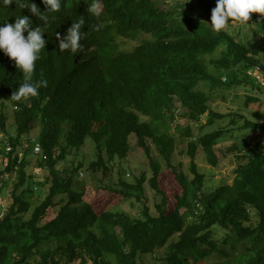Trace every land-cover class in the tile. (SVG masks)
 I'll return each mask as SVG.
<instances>
[{
  "label": "trees",
  "instance_id": "16d2710c",
  "mask_svg": "<svg viewBox=\"0 0 264 264\" xmlns=\"http://www.w3.org/2000/svg\"><path fill=\"white\" fill-rule=\"evenodd\" d=\"M33 2L46 10L42 0ZM92 2L62 0L61 10L49 14L50 24L43 28L46 45L32 76L33 83L46 81L37 95L12 99L23 76L14 60L0 50V147L8 138L12 153L17 145L24 148L21 160L12 155L6 166L2 164L5 173L17 171L19 180L11 196L0 200V264H138L140 257L162 247L166 248L159 259L167 264H196L213 254L221 259L211 264H264V136L254 144L218 146L233 129L263 133L264 122L216 110L210 105L212 94L202 86L262 90L251 74L257 66L264 74L262 46L253 50L228 29L211 31L216 0H179L174 8L164 0H95L99 15L89 14L87 5ZM20 15L29 16L32 27L42 24L15 0L0 5V24L13 23ZM253 16L259 18L264 32V13ZM78 19L84 22L81 51L60 52L56 33L63 37ZM141 34L149 37L128 44V39ZM219 48L221 55L209 60ZM251 102L261 100L248 94L246 104ZM180 114L198 124L197 134L190 122L176 124L178 135L171 131V122ZM229 114L231 126L200 132ZM37 122L38 137L29 136ZM10 123L15 125L12 130ZM132 134L150 158L152 175L142 172L135 182L122 177L115 189L141 201L148 181L159 197L155 211L145 204L135 216L118 210L99 213L76 181V169L83 161L72 173L60 164H72L77 157L70 155L72 150L90 136L96 158L89 167L108 175L111 163L129 156L135 143ZM178 136L189 139L192 176L173 161ZM36 142L41 146L38 154ZM152 146L181 187L173 207L161 186V162L154 158ZM201 151L213 167L234 153L232 182L222 179L216 187L206 188L207 174L197 161ZM30 155L36 157L34 164ZM67 157L70 160L65 162ZM32 167L49 173L39 177L28 172ZM29 180L38 183L41 194L32 210L28 193L38 187L19 190ZM58 195L63 199L49 218ZM216 227L228 231L220 242L213 238Z\"/></svg>",
  "mask_w": 264,
  "mask_h": 264
},
{
  "label": "rangeland",
  "instance_id": "374dc122",
  "mask_svg": "<svg viewBox=\"0 0 264 264\" xmlns=\"http://www.w3.org/2000/svg\"><path fill=\"white\" fill-rule=\"evenodd\" d=\"M179 0H164L165 5H169L170 8H174ZM183 1V0H180ZM252 13V18L249 19L247 24H229L227 29L241 42L247 43L253 50L258 46H262L260 50V59L264 61V32L261 30V22L259 18H254ZM258 15V14H257ZM259 16V15H258ZM149 37V34H141L138 37L133 39H128V44L131 45L138 43L142 38ZM224 48V46L222 47ZM222 48H219L217 52L208 57L210 60L211 57H219L221 55ZM212 69H215L214 65H209ZM259 66L255 68V71L251 72L253 76L260 82L263 86L262 90H258L256 88H247L245 86H234L232 88H214L211 89L210 84L202 85L204 90L208 91L212 94L211 98V107L216 110L224 113H238L243 114L249 118L255 119L260 122H264V74L262 71L258 69ZM260 68V67H259ZM261 74V75H259ZM263 75V76H262ZM225 77V76H224ZM248 94H252L254 96H258L261 102H251L246 104ZM8 111H12V107L9 106L7 108ZM12 113V112H9ZM231 115L217 120L213 126L204 128L200 132H204L205 130L217 128L219 126H231L230 120ZM207 120V115L205 114L201 118V122L205 123ZM190 122V124H194L192 121H187V119L181 114L178 115V118L171 122V131L178 135L179 130L176 127V124L186 125ZM243 119H240L239 124H242ZM236 126V125H232ZM15 125L13 123L9 124L10 130L14 129ZM194 131L197 134L199 131L198 124H194ZM40 124L37 122L34 127L31 129L30 135L33 137H38L40 133ZM199 132V133H200ZM264 132L260 133V131L247 129V130H239L233 129L228 135H226L219 143L218 146L221 148H226L230 146L234 142L245 144L249 142L250 144L256 143L264 139ZM262 138V139H261ZM137 137L132 134L131 140L135 141L133 144V149L129 152V156L125 159H116L112 164V169L110 170L108 175L103 173V169L94 171L89 167L91 161L96 158L95 154V141L92 137H87L84 145H82L79 149H73L70 155L77 156L72 164L61 163V168H68L71 173L75 166L79 165V161H83V166L79 169H76V181L78 185L80 184L85 188L84 198L94 205L97 212L101 213L105 210H115V211H124L129 213L132 216L138 215L145 204H148L152 211H155V203L159 199L158 195L150 185V183L146 182V195L141 200L138 201L134 198H126L122 193L116 191L115 187L119 186L120 178L124 177L129 182L136 181V177L139 176L142 172H146L148 177L152 175L151 169V161L150 158L145 154L144 149L139 147L136 144ZM189 139L177 137L176 140V149L173 154V161L178 165H181L178 168L186 171L190 176H192V172L190 169L191 157L189 156L188 150ZM153 156L156 159H159L161 162V172H160V183L162 188L165 190L168 200L169 207H173L176 203L175 194L181 191V187L177 182V179L173 173V171L167 166V164L163 161L162 156L158 153L157 149L152 146ZM224 154V153H223ZM69 155V156H70ZM68 156V157H69ZM206 154L204 152H200L197 154V161L200 164V169L205 170V174H207V185L206 188H214L222 179H227V181L232 182L233 180V168L235 166V154L230 153L227 156H224L222 161L217 167H213L208 164L206 158ZM68 157L65 159V162H68L70 159ZM31 164L35 163L36 157L30 155ZM37 168V167H36ZM3 165L0 162V174L6 176V179L0 175V200L3 201L11 196L12 191L16 187V183L19 180V173L17 171L4 172ZM126 171V173H124ZM28 172H35L37 175L43 176L49 173L45 168L38 167L37 171L33 167ZM32 173V174H33ZM5 183V184H4ZM4 184V185H3ZM38 187L35 188L34 192H29L28 195L30 197L31 202V210L40 202L39 194V186L35 180H29L24 184L19 190L21 191L23 188H31L33 185ZM34 186V187H35ZM44 195V192H43ZM64 195H58L55 198V205L49 209L48 216L49 218L53 217L57 208H59V202L63 199ZM29 215V214H28ZM254 216L256 214L254 213ZM217 226V225H216ZM228 231L221 227L214 228V240L220 242L224 236H226ZM166 247L159 248L156 253L146 254L143 257H140L137 260L138 264H167L164 260H160L159 257L164 256ZM221 257L218 254H213L208 256L205 260H201L196 264H211L220 260ZM75 264H79L76 262Z\"/></svg>",
  "mask_w": 264,
  "mask_h": 264
},
{
  "label": "clouds",
  "instance_id": "9594fccd",
  "mask_svg": "<svg viewBox=\"0 0 264 264\" xmlns=\"http://www.w3.org/2000/svg\"><path fill=\"white\" fill-rule=\"evenodd\" d=\"M13 0H0V5H10ZM20 9L27 7L42 24L32 27L29 16H16L13 23L0 24V50L10 59L14 60L15 66L22 73L23 82L12 93L13 100L20 101L22 98L37 95L38 88L46 81L32 82L35 62L40 56L41 50L45 48L46 40L43 35L44 27L50 24L51 13L59 12L62 7V0H42L45 11H41L33 0H15ZM89 14L99 15L95 0L87 5ZM264 13V0H216V5L211 9L210 27L213 32L227 30L231 24H247L250 13ZM83 20H73L66 34L61 37L59 32L56 37L59 41L60 52L65 50L76 55L82 49L81 40L84 32L81 30ZM27 32V35L24 33Z\"/></svg>",
  "mask_w": 264,
  "mask_h": 264
},
{
  "label": "built area",
  "instance_id": "2783aa9c",
  "mask_svg": "<svg viewBox=\"0 0 264 264\" xmlns=\"http://www.w3.org/2000/svg\"><path fill=\"white\" fill-rule=\"evenodd\" d=\"M258 69H259V71L261 70L259 67H258ZM259 75H261V74H259ZM13 149H14V146H12L11 141L8 138H5L4 144H2V146L0 147L1 155L3 156V157H0V160L2 161V164L4 166H6L8 164L12 155H14V156L18 155L20 160L24 156V148L22 149L21 146L17 145V150H15L14 153H12ZM40 151H41L40 143L36 142L35 146H34V153L38 154ZM37 169L38 168H35L36 171H37Z\"/></svg>",
  "mask_w": 264,
  "mask_h": 264
}]
</instances>
